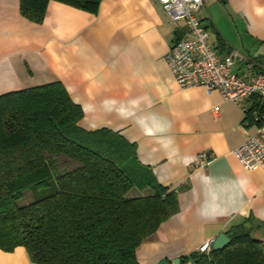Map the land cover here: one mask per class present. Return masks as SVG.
Here are the masks:
<instances>
[{"label": "crops", "instance_id": "1", "mask_svg": "<svg viewBox=\"0 0 264 264\" xmlns=\"http://www.w3.org/2000/svg\"><path fill=\"white\" fill-rule=\"evenodd\" d=\"M203 1L198 16L217 53L244 56L232 71L250 79L264 70V0ZM179 26L158 0H101L95 12L50 0L38 22L19 0H0V94L60 82L81 128L119 134L140 166L177 191L178 211L139 246V264H194L193 251L247 219L264 242V171L245 170L233 154L254 128L219 91L178 87L165 55ZM249 101L264 117V100ZM202 152L210 160L199 167ZM0 264L37 263L17 246L0 249Z\"/></svg>", "mask_w": 264, "mask_h": 264}, {"label": "trees", "instance_id": "2", "mask_svg": "<svg viewBox=\"0 0 264 264\" xmlns=\"http://www.w3.org/2000/svg\"><path fill=\"white\" fill-rule=\"evenodd\" d=\"M49 1L19 0L20 10L38 22ZM57 1L95 12L101 0ZM81 116L60 82L0 94V249L22 246L37 264H139V246L178 211L177 191L139 165L132 143L84 130ZM25 191L33 200L17 205ZM257 229L247 219L224 248L188 259L264 264Z\"/></svg>", "mask_w": 264, "mask_h": 264}, {"label": "built area", "instance_id": "3", "mask_svg": "<svg viewBox=\"0 0 264 264\" xmlns=\"http://www.w3.org/2000/svg\"><path fill=\"white\" fill-rule=\"evenodd\" d=\"M171 23H180V35L165 55V62L180 89L203 87L217 90L221 96L235 103L244 114L245 126L254 130L233 150L247 171H264V117L259 106H251L249 99L264 100V70L246 79L232 71L236 59H244L238 51L220 55L210 41L206 24L198 16L203 0H158ZM210 160L207 152L198 155L197 165L204 167ZM210 245L196 251L206 253Z\"/></svg>", "mask_w": 264, "mask_h": 264}, {"label": "water", "instance_id": "4", "mask_svg": "<svg viewBox=\"0 0 264 264\" xmlns=\"http://www.w3.org/2000/svg\"><path fill=\"white\" fill-rule=\"evenodd\" d=\"M229 241L230 239L224 232L219 233L210 244V248L213 250L222 249L229 243ZM155 264H181V260L178 257L173 259L162 258Z\"/></svg>", "mask_w": 264, "mask_h": 264}, {"label": "rangeland", "instance_id": "5", "mask_svg": "<svg viewBox=\"0 0 264 264\" xmlns=\"http://www.w3.org/2000/svg\"><path fill=\"white\" fill-rule=\"evenodd\" d=\"M58 163H59V167L61 168H69L71 167L70 164H66L65 162L62 161V159H59L58 160ZM33 199H32V194L30 191H25L23 193V195L21 196V198H19L17 200V205H24V204H28L29 202H31Z\"/></svg>", "mask_w": 264, "mask_h": 264}]
</instances>
